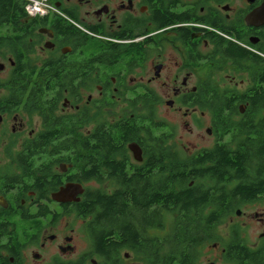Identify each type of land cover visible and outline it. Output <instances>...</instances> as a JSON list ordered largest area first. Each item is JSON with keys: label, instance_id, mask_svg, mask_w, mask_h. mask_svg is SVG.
<instances>
[{"label": "flooded vegetation", "instance_id": "1", "mask_svg": "<svg viewBox=\"0 0 264 264\" xmlns=\"http://www.w3.org/2000/svg\"><path fill=\"white\" fill-rule=\"evenodd\" d=\"M48 2L53 11L41 18L27 16L9 41L2 39L6 30L0 31V84L27 86L20 93L0 92V149H16L10 159L0 158V264H127L136 255L132 214L127 219L116 215L121 221L109 228L102 210L93 221L91 215L78 214L76 205L88 190L130 194L136 170L149 187L155 176L151 163L165 161L167 144L151 139L153 133L165 140L166 133L151 118L152 100H165L168 109L179 102L193 129H204L211 139L210 145L192 146L190 161L215 164L225 154L229 162L254 165L255 174L248 167L240 177L257 180L260 186L250 192L264 196V0ZM4 48L10 52L7 58ZM132 108L143 109V116ZM107 111L115 116L104 120ZM103 125L112 126L117 137V149L108 159L103 158ZM185 127L193 132L188 123ZM93 132L99 166L97 181L87 182L85 163L78 170L68 156L74 152L70 146L79 145L85 158ZM28 147L47 152L27 156ZM63 148L68 151L49 154ZM229 177L222 178L224 189L209 193L235 192L238 180ZM206 182L198 180L212 185ZM88 183L96 189L87 188ZM70 184L84 189L78 202L52 198ZM258 203L264 199L244 203L233 213L243 215V208ZM115 208L134 209L128 204ZM148 209L159 210L157 221L163 226L147 227L143 236L162 238L167 211L164 205ZM249 217L264 238V211ZM235 240L250 251L264 248V243L250 248L235 229L221 250L222 264H235L227 252ZM148 251L141 255L145 264H150ZM189 257L187 264H197L195 252ZM205 264L219 262L210 258Z\"/></svg>", "mask_w": 264, "mask_h": 264}, {"label": "trees", "instance_id": "2", "mask_svg": "<svg viewBox=\"0 0 264 264\" xmlns=\"http://www.w3.org/2000/svg\"><path fill=\"white\" fill-rule=\"evenodd\" d=\"M24 6V3L17 0H0V31L6 30V37L5 39L2 37L3 40L9 41V36L14 35L20 23L22 25L26 20L27 14ZM10 30L11 33H9ZM12 77H14V74H12ZM26 87L19 89L13 81L7 82L5 85L0 84V89H5L10 93L24 92ZM155 101L152 100L151 104H154ZM101 132L103 158L108 159L115 151L114 149H117L115 143L117 140L116 133L113 131L112 126L108 125H103ZM170 138V132L165 133V140L164 137H154L153 133L151 136L153 141H165L166 143ZM88 141L87 146H85V158H82V148L79 145H76V147L70 146L71 150L74 148V152L68 156L69 161L72 160L78 170L85 163L87 182L97 181L96 174L99 166L95 152L98 147H96L97 139L94 132L88 137ZM169 149L171 150L166 145L163 154L164 162L151 163L150 170L151 173L155 170V176L151 175L149 187L146 185L144 176L136 170L137 176L134 178L133 189L130 194L105 196L88 190L81 202L76 205L78 214L91 215L93 221L98 220L97 216L99 211L102 210L105 219L109 222V228L116 221H121L122 218L116 215H123L127 219L128 214H132L134 220L132 242L134 252L147 255L146 251L149 248L150 264H187L191 261L189 255L193 253L192 249H195L204 238H208L215 226L224 223L226 217L232 215L235 208L244 203L254 202L258 198L264 199V196L257 197L250 192L260 186L257 180L240 177L242 173L248 172V167H251L252 174H255L254 165L250 166L251 164L244 163L241 159L235 160L236 163L229 162L225 154H219L216 159L218 161L209 165L201 162L197 163L193 159L191 161H180L179 153L177 151L170 152ZM25 151L27 156H37L46 153L47 148L30 149L28 147ZM57 151L66 152L68 149H57L49 154L56 155ZM24 155L20 154L21 157ZM159 156H162V154H159ZM102 166L109 170L114 169L112 164L104 163ZM142 170L140 173L143 172ZM160 173H164L165 176L160 178ZM225 175L230 176L228 180H238L235 192L219 196L215 193L210 194L209 192H212V190L224 189ZM222 178L224 179L222 180ZM198 180L207 181L206 183L209 182L212 185H200ZM160 182L161 186H159ZM255 182L258 184L256 185ZM123 204L132 205L134 207L133 211L125 212L122 209L115 208L117 205ZM153 205H164L167 214L174 213L176 218L170 234L162 238L151 236L147 239L143 236V231L147 227L161 229L163 226L157 221L159 210L148 209ZM210 205L214 207L213 211L207 212V207ZM96 228L95 225V231ZM91 236L93 238V235ZM238 242L235 240L227 247L228 255H232L235 264H264V248L258 251H250L245 248L244 244ZM163 247H167L168 250L164 252L165 257L162 258L159 253Z\"/></svg>", "mask_w": 264, "mask_h": 264}, {"label": "rangeland", "instance_id": "3", "mask_svg": "<svg viewBox=\"0 0 264 264\" xmlns=\"http://www.w3.org/2000/svg\"><path fill=\"white\" fill-rule=\"evenodd\" d=\"M48 4L53 9V6L49 2ZM1 52H3L2 56H5L6 58L10 53L6 48L2 49ZM3 76L4 74L0 75V77ZM158 90L159 88L157 87V92ZM0 92L6 93L7 91L1 88ZM165 102V100L159 99L155 101L154 104H150L151 118L154 116V119H152L154 123L159 122L163 124V131L172 132V138H170L166 144L171 148V150L169 149L170 152L177 151L179 153V156L181 157L180 161H190L191 157L193 156L192 146H196V144H201L203 146L210 145L211 139H209V137L205 134L204 129L200 131L193 129L191 123L189 122V119H186L183 116V112H185L186 109L184 106L175 101L173 103V107L175 109L180 107L181 109L179 112H175L174 108L168 109L167 106H165ZM131 112H133V114L137 116H143L144 114V111L141 108H132ZM187 112L191 114V110H188ZM102 116L104 120H109L112 119L115 115L114 113H110L107 111ZM186 123H188L189 128L193 130L192 133H189V131L185 127ZM197 133L200 134V139L196 137ZM15 152V148L0 149V158L6 157L7 159H10ZM104 184L106 186H109V189H111V182H106ZM86 186L91 190L96 189V185L94 183H88L86 184ZM261 211H264V203L253 204L242 209L241 213H243V215L236 216L233 213L232 215L227 217L224 223L215 226L211 232L210 238H204L203 241L195 247V249H192V252H195L198 258L197 264H205L206 261L210 258L218 259L219 264H222L220 262L221 250L229 241L231 233L235 229H238L241 232L242 237L250 248H256L263 245L264 238L260 237L262 231L254 222H252L251 218L249 217V215H253L256 212ZM175 218L176 216L174 213L166 214L164 226L165 232L161 234L163 237L171 233ZM167 250V247H163L161 253H164ZM132 262L133 264H145L144 257L141 256V254L137 253L136 255H133V258H131V260L126 263L130 264Z\"/></svg>", "mask_w": 264, "mask_h": 264}, {"label": "water", "instance_id": "4", "mask_svg": "<svg viewBox=\"0 0 264 264\" xmlns=\"http://www.w3.org/2000/svg\"><path fill=\"white\" fill-rule=\"evenodd\" d=\"M130 149L134 152L135 158L138 159L136 154V150L133 146H130ZM84 193V189L81 185L78 184H70L64 188H61L56 194L52 196V198L60 203L64 202H78L79 195Z\"/></svg>", "mask_w": 264, "mask_h": 264}, {"label": "built area", "instance_id": "5", "mask_svg": "<svg viewBox=\"0 0 264 264\" xmlns=\"http://www.w3.org/2000/svg\"><path fill=\"white\" fill-rule=\"evenodd\" d=\"M50 11L53 9L47 0H27L25 5L27 16L32 18L44 17Z\"/></svg>", "mask_w": 264, "mask_h": 264}, {"label": "bare ground", "instance_id": "6", "mask_svg": "<svg viewBox=\"0 0 264 264\" xmlns=\"http://www.w3.org/2000/svg\"><path fill=\"white\" fill-rule=\"evenodd\" d=\"M38 18V17H37Z\"/></svg>", "mask_w": 264, "mask_h": 264}]
</instances>
